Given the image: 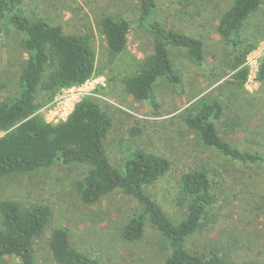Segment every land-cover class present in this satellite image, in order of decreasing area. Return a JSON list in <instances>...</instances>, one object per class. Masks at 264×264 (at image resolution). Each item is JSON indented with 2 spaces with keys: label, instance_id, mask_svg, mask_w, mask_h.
Returning <instances> with one entry per match:
<instances>
[{
  "label": "rangeland",
  "instance_id": "obj_1",
  "mask_svg": "<svg viewBox=\"0 0 264 264\" xmlns=\"http://www.w3.org/2000/svg\"><path fill=\"white\" fill-rule=\"evenodd\" d=\"M232 0H157L153 20L169 29L198 37L204 42L206 63L194 65L185 50L171 48L177 80L163 78L155 86L156 102L139 101L129 95L122 80L139 71L154 52V40L146 27H139L136 0H23L29 15L62 25L67 34L93 35L97 71L86 84L84 98L95 100L113 119L105 139L107 155L116 167L137 150L167 157L172 168L149 195L173 223L187 215V203L180 198L179 182L184 173L210 169L217 176L216 204L210 209L205 227L187 243L190 251L209 254L214 250L229 261L264 264V170L244 167L204 147L198 135L184 122L187 111L202 98L218 101L224 114L218 128L221 136L241 150H264V5L245 25L247 45L259 49L261 69L251 88L238 89L232 82L234 60L240 53L218 33L223 14ZM105 15L128 20L132 29L124 53L112 58L99 22ZM0 27V102L19 91V76L27 55L21 47L23 34ZM86 90V89H85ZM41 91L38 113L49 111L60 95ZM54 104V105H53ZM53 105V106H52ZM60 118H55V122ZM134 130L140 132L133 135ZM4 132L0 131V137ZM89 167L57 164L29 174L0 178V201L14 200L23 205L44 204L54 214L46 234L35 241L36 264H56L49 239L53 229L69 230L75 249L99 260L100 264H164L169 251L163 235L148 223L143 238L128 242L122 232L129 219L141 211L138 202L116 191L94 205L81 201L76 183ZM0 264H22L16 257Z\"/></svg>",
  "mask_w": 264,
  "mask_h": 264
},
{
  "label": "trees",
  "instance_id": "obj_2",
  "mask_svg": "<svg viewBox=\"0 0 264 264\" xmlns=\"http://www.w3.org/2000/svg\"><path fill=\"white\" fill-rule=\"evenodd\" d=\"M136 1L140 10L138 26L146 27L152 34L154 52L137 73L125 76L122 83L129 95L159 108L155 96L157 82L163 78L178 81L170 49L185 50L194 65L204 67L205 45L198 37L153 20L157 0ZM263 5L264 0H232L220 19L219 35L240 51L234 60L232 82L238 89H245L246 59L255 48L246 44L242 33L250 17ZM2 26L6 33L14 27L23 34L21 47L27 60L19 76L18 93L0 102V131L4 132L0 137V178L29 174L57 164L87 166L89 171L76 183L84 204H97L121 191L141 207L123 228L126 241H140L149 223L164 237L169 251L164 264H243L227 260L218 250L205 254L187 247L188 240L205 227L209 211L217 202L212 179L216 172L204 168L181 176L179 192L181 200L188 205L187 215L179 223H173L148 193V188L171 170L172 163L167 157L137 150L124 159L121 167L114 166L105 147L113 119L95 100L84 99L66 121L58 124L48 123L38 113L37 96L41 91L54 96L95 76L97 53L92 34H67L62 25L27 14L23 0H0ZM99 27L112 58L126 51L132 29L128 20L105 15ZM261 75L264 78V67ZM223 114L221 103L204 97L187 111L184 122L204 147L214 149L230 162L264 170V150H241L221 136L217 123ZM139 132L134 130L132 134ZM53 217L52 209L44 204L0 201V260L16 257L22 264H36L35 241L46 234ZM49 245L56 264H100L96 258L73 247L66 228L53 229Z\"/></svg>",
  "mask_w": 264,
  "mask_h": 264
},
{
  "label": "built area",
  "instance_id": "obj_3",
  "mask_svg": "<svg viewBox=\"0 0 264 264\" xmlns=\"http://www.w3.org/2000/svg\"><path fill=\"white\" fill-rule=\"evenodd\" d=\"M259 53L260 50L255 49L254 51H251L247 56L245 66L248 69V79L246 81L245 88H251V86L258 80L262 63ZM88 82L81 86H74L61 90L60 95L55 102V105L53 104L54 106L52 105L53 107L49 111V118H46L45 120L51 124H58L66 121L74 112L76 106L81 103V101L86 99L84 97L89 91L86 88V84ZM57 117L60 118V121L55 122V118Z\"/></svg>",
  "mask_w": 264,
  "mask_h": 264
}]
</instances>
